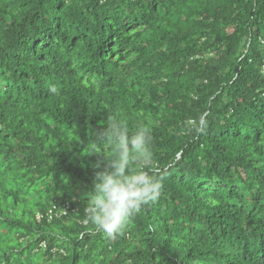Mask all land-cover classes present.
Instances as JSON below:
<instances>
[{"label": "trees", "instance_id": "trees-1", "mask_svg": "<svg viewBox=\"0 0 264 264\" xmlns=\"http://www.w3.org/2000/svg\"><path fill=\"white\" fill-rule=\"evenodd\" d=\"M263 67L264 0H0V264H264ZM111 119L163 183L115 239L83 212Z\"/></svg>", "mask_w": 264, "mask_h": 264}, {"label": "clouds", "instance_id": "clouds-1", "mask_svg": "<svg viewBox=\"0 0 264 264\" xmlns=\"http://www.w3.org/2000/svg\"><path fill=\"white\" fill-rule=\"evenodd\" d=\"M48 90L52 94L58 91L56 85H49ZM204 120L201 115L194 124L189 118L182 128L199 131ZM100 138L114 151L106 154L107 163L96 171L83 212L87 223L115 239L124 234L144 205L159 199L163 183L154 167L149 127L140 123L130 132L125 121L111 119L100 132ZM96 167L101 168V164Z\"/></svg>", "mask_w": 264, "mask_h": 264}, {"label": "built area", "instance_id": "built-area-1", "mask_svg": "<svg viewBox=\"0 0 264 264\" xmlns=\"http://www.w3.org/2000/svg\"><path fill=\"white\" fill-rule=\"evenodd\" d=\"M264 70V67H263ZM77 208L72 205L70 201H65L62 204L54 203L53 206L48 210L45 214L39 212L37 217L38 219H43L44 217L47 218L49 221L53 220L55 217L65 216L71 213H75Z\"/></svg>", "mask_w": 264, "mask_h": 264}]
</instances>
